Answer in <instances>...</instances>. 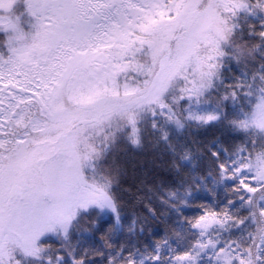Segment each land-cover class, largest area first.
<instances>
[{"label":"snow or ice","instance_id":"obj_1","mask_svg":"<svg viewBox=\"0 0 264 264\" xmlns=\"http://www.w3.org/2000/svg\"><path fill=\"white\" fill-rule=\"evenodd\" d=\"M262 45L264 0H0V264H161L164 245L171 264H264V60L246 70ZM221 123L232 158L206 146L207 162L229 195L181 214L190 246L167 228L139 260L114 244L126 210L156 214L135 161L166 145L157 167L195 166L173 133ZM230 228L246 239L212 231Z\"/></svg>","mask_w":264,"mask_h":264},{"label":"trees","instance_id":"obj_2","mask_svg":"<svg viewBox=\"0 0 264 264\" xmlns=\"http://www.w3.org/2000/svg\"><path fill=\"white\" fill-rule=\"evenodd\" d=\"M261 51H264V45L261 46ZM254 55L256 57L255 60H247V64L250 66L246 69L247 71H251L261 60H264V57H261L259 52L254 53ZM230 70L238 71L236 65L229 62L224 69L226 79L230 76ZM237 138L227 131L222 123L203 129L186 128L182 133L174 132L172 139L178 150L183 147H190L194 152L196 148L202 149V152L197 153L194 157L196 160L195 166L190 162H184L179 173H173L171 170L166 172L163 168L157 167L158 163L166 164L171 157L166 145H160L148 154L152 155L154 153L156 156L155 160L145 158L143 164L139 160L135 161L137 165L135 171L138 176H143L147 183H151L154 186V190L151 192L147 188H142L141 191L147 202L156 209V214H148L142 204L132 210H126L122 218V224L117 229L112 242L116 245L123 242L126 245L125 251L138 250L136 251V259L139 260L142 254L154 251V239L164 236L167 228L169 245L176 251H182L189 247L196 234L187 222L181 219V214L185 217L196 215L200 212L196 205L201 202L214 203V206L218 207L224 203L229 195L224 189L230 186L231 182L224 181L220 183L215 179L216 174L213 171V165L207 162L208 147L206 146L220 151L221 155L225 156L226 159H231L232 145ZM219 145L227 147L229 152L225 154L223 149L218 147ZM184 172L188 173L186 177L183 175ZM145 173L147 174L146 176ZM201 176L204 178L203 181L200 179ZM157 178H160L159 183H157ZM196 184H200L201 187L196 189ZM205 185H207V188H205ZM186 186L192 189L191 194L187 196L184 195ZM165 189L176 191V197H169ZM208 189L215 193V201H213ZM160 197L168 200L169 204L177 203L179 199L183 198L188 200L189 206H180V212L177 213L169 204L163 203ZM132 212L136 214L135 225L132 224ZM173 230L178 232L179 235H172ZM212 231H218L221 241L231 238L246 239L244 230L241 228H230L227 231L213 229ZM209 234L211 235V233ZM112 251L114 252L115 250L113 249ZM161 256L162 258L169 257V259H162L161 264H171L168 245L163 246ZM144 264H149V261H145ZM199 264H207V257L204 254H201Z\"/></svg>","mask_w":264,"mask_h":264}]
</instances>
